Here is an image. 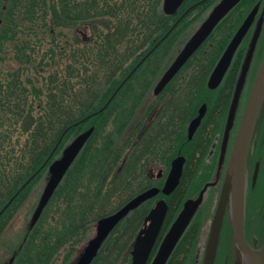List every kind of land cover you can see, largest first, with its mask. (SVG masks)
<instances>
[{
    "label": "trees",
    "instance_id": "trees-1",
    "mask_svg": "<svg viewBox=\"0 0 264 264\" xmlns=\"http://www.w3.org/2000/svg\"><path fill=\"white\" fill-rule=\"evenodd\" d=\"M146 1L150 0H128L125 8L110 4V0L89 1L85 11L78 14L77 0H0V209L13 198L2 211L0 224L12 210L31 200L33 186L49 176L47 167L64 146L80 131L94 127L39 221L23 234L12 264H69L91 238L99 218L116 211L151 185L146 176L143 178L146 169L142 162L154 153V131L141 136L140 126H132L136 122L137 101L133 99L132 103L129 98L133 92L137 97L129 83L144 64L103 111L94 112L142 59L137 52H146L157 40L133 44L129 54L108 53L103 45L90 54L89 45L75 34V28L82 26L78 19L91 22L95 39L105 41L106 34L117 35L118 40L137 32L131 28L133 19L146 22L148 18H158L159 30L146 23V33L154 35L160 31L161 36L171 25L172 17L161 8L145 7ZM255 1L243 0L230 12L196 53L197 57L182 70L199 92L192 93L195 103V97L200 101L209 96L205 86L209 70ZM193 11L180 21L175 35L188 23ZM257 126L251 146L253 160L248 167L246 230L251 238L258 235L263 241L264 204L254 206L260 178L255 182L252 176L255 161L259 157L264 160V106ZM208 172L214 174L215 170L201 168L188 177L184 174L178 188L168 196L170 208L162 234L184 200L196 196L208 181ZM152 204V200L143 203L114 228L93 264L131 263L132 243ZM196 218L168 264H197L201 224ZM241 256L228 206L215 264H244Z\"/></svg>",
    "mask_w": 264,
    "mask_h": 264
},
{
    "label": "flooded vegetation",
    "instance_id": "flooded-vegetation-1",
    "mask_svg": "<svg viewBox=\"0 0 264 264\" xmlns=\"http://www.w3.org/2000/svg\"><path fill=\"white\" fill-rule=\"evenodd\" d=\"M89 1L91 3H95L96 0H77L75 6L77 7L78 14H82V12L85 11L83 8L86 7ZM221 1L222 0H184L179 6L178 10L172 14H167L164 11V0H150L144 2L143 5L145 7L161 8L165 15L172 17V19L169 20L171 22V25L161 36H159L160 31L154 33V35H149V32L146 33V30H149V27L146 26V23L148 25L149 23H151L153 30H159L158 18H148L146 19V22H144L143 20L140 22L137 19H133V21L139 22L138 24L134 22L132 23L133 26H131V28H133L132 30H136L137 32H133V34H125L123 38L121 36L118 40L115 39V36L117 37V35H113L111 33L106 34L105 41L95 39L91 22L86 19H78L79 23L82 24V26H78L75 28V34L83 44L89 45L88 50L90 54H95L102 45L103 48L109 49L106 50L108 53L112 52L129 54V50L132 48L133 44H140L141 41L149 39L157 40L146 52H144L143 49H140L137 52L138 55H142V59L138 62L141 63H137L134 67L131 68V70L124 76L122 82L113 92V94L116 91L118 92L121 87L127 84L129 80L134 77L137 70L139 69V66L144 64L142 70L140 71V73H138L139 75H136V77L129 83L133 85V88L135 89L137 95V97L135 98L134 92L129 93V98L131 99L130 101H132V103L135 102L133 99H136L137 101V113L135 118L136 122H133L132 126L135 128L136 126H140L139 131L141 136L144 135L145 132L152 130L154 131L155 135V148L153 150L154 153L152 154V156L147 157L142 162V166L146 169V174L143 175V178H145L146 176L148 180L151 181V185L144 188L141 192L151 187H159L160 189H162L171 170L173 160L178 156L185 157L182 178L185 173L189 172V169L196 170L201 168L205 169L208 167H213L216 175L215 180H217V184L221 183L222 185L241 117L247 99L249 97L250 90L254 83L256 73L264 56V0H256L253 3L250 12H248V14L245 16V18L231 37L230 41L235 36L236 32L246 20L251 11L257 7V13L253 18L251 25L242 42L238 46L221 82L214 88L209 86L210 77L219 60L221 59L223 53L228 47L230 41L221 52L212 68L209 70L205 82V86L210 91L207 98L201 99L199 101L200 98L195 97V99L197 100L195 103L192 93H195L197 95L199 92L197 88L193 86L192 81L188 80V75L186 76V72L182 70L187 65L189 60L192 59L200 50V48L207 42L208 38L216 30L219 24L226 18V16L230 12L238 7L243 0L238 1V3H236L235 6L220 20V23L218 22L219 24L214 27V29L207 36L204 42L194 51L187 62L163 87V89H161L159 92L156 91V88L163 78L164 74L174 63L188 41L200 29L213 9ZM110 4L122 6L125 8L128 6V0H110ZM199 6H202V8L198 9ZM182 9H184L183 12H181ZM191 10L195 11H193V13L188 16V23L184 25L182 29L178 28L180 32L178 31L179 33L175 35L176 28L179 25L180 21L184 19ZM172 33L174 34L171 36ZM178 42L181 43L177 47ZM168 56L170 57L169 62H167L165 59V65L164 57ZM193 65L196 67L195 64ZM203 65L208 66L207 64H205V62H203ZM95 68L96 66L94 65V69ZM204 69L206 68L204 67ZM197 86H199V83H197ZM113 94H111L110 98L105 102V104H103V106H101L100 109L96 110V112L94 113L103 111L112 101L111 97ZM205 95H207V93H205ZM108 101L110 102L108 103ZM203 104H206V112L192 137H190V124L192 120L199 115L200 108ZM81 132L82 131H80L77 135H79ZM69 143L70 141L68 142V144ZM65 148L66 145L63 149ZM209 159L210 164L208 162ZM259 159H261V168L255 182L259 180L262 173L263 157H259L254 163L253 174L256 162ZM252 160L253 158L250 151L248 167H250V165L252 164ZM44 165L46 166V164ZM25 185L26 183L23 184L21 188ZM21 188H19V190ZM170 195H165L161 191L156 196L148 199V201H153L151 208L159 199L164 198L166 199V201H168V196ZM12 199L13 198H10L3 204L2 208L0 209V215L2 211H4L6 207H8ZM39 202L36 205V209L39 205ZM36 209L33 212L31 219L27 220V224L24 228L23 234L29 231L42 216L43 210L39 218L35 222L33 221V216L36 212ZM16 211L17 210H12L11 213H9V217L7 219H4V224H0V231H4L6 226L14 217ZM246 236L247 240L252 246H255V240H258V247H260L264 243V240L262 241L263 238L258 235L251 238L247 230ZM20 241L18 242V244L20 243ZM87 242L84 243L83 248L79 252H77L76 256L69 264H75ZM18 244L16 243L10 245V257L5 262V264L13 263L15 256L18 253V251L16 250V246ZM152 257L150 258V261L152 260ZM95 258L90 264H93ZM240 259H242L244 264H248L247 258L243 253ZM240 264L242 263L240 262Z\"/></svg>",
    "mask_w": 264,
    "mask_h": 264
},
{
    "label": "water",
    "instance_id": "water-1",
    "mask_svg": "<svg viewBox=\"0 0 264 264\" xmlns=\"http://www.w3.org/2000/svg\"><path fill=\"white\" fill-rule=\"evenodd\" d=\"M183 1L184 0H164V11L167 14L175 13ZM238 1L240 0H222L213 9L207 20L188 41L174 63L164 74L156 88L157 92L163 89V87L172 79V77L187 62L194 51L204 42L218 22L235 6L236 3H238ZM257 9L258 8L256 7L251 11L246 20L236 32L235 36L230 41L228 47L226 48L210 77V87L214 88L221 82L238 46L242 42L253 18L257 13ZM116 93L117 91L114 93L111 99H113ZM110 101H108V103ZM263 105L264 56L256 73L255 80L250 90V94L247 99L235 137L231 156L222 183L219 200L211 222L202 264H215L224 216L229 205L239 251L246 256L248 264H264V243L262 246L258 247V240H255V246H252L246 237L248 160L255 129ZM205 112L206 104H203L200 108L199 115L195 117L190 124V137H192L196 128L199 126ZM93 130L94 127H91L81 132L64 149L61 157L55 159L50 164V177L33 216L34 222L39 218L43 208L50 201L55 190L65 177L67 171L90 138ZM184 163V156H178L173 160L171 170L162 189L159 187H151L131 198L115 212L102 216L100 219H98L95 235L89 239L75 264H90L97 256L103 242L107 239L114 228L128 214L138 208L145 201L156 196L161 191L165 195L172 194L181 182ZM260 164L261 159H259L255 165L253 174L254 181L257 180L259 175ZM216 183L217 180L206 182L197 196L190 197L184 201L181 211L165 233L154 257L149 263L169 211V204L166 199H159L147 214L144 226L141 228L134 240L131 264H167L177 244L202 205L208 188L212 185H215Z\"/></svg>",
    "mask_w": 264,
    "mask_h": 264
},
{
    "label": "rangeland",
    "instance_id": "rangeland-1",
    "mask_svg": "<svg viewBox=\"0 0 264 264\" xmlns=\"http://www.w3.org/2000/svg\"><path fill=\"white\" fill-rule=\"evenodd\" d=\"M180 43L181 42L177 43V47L179 46ZM169 58H170L169 56L164 57L165 65H166V61L169 62ZM208 162L210 164V159ZM210 168H213V167H208L206 169L210 170ZM192 171L193 170L189 169V172H187V177L190 174H192ZM207 174H208L207 175L208 181L215 180L216 178L215 173L211 174V172L210 173L208 172ZM48 179H49V176L47 179L42 177L40 181L36 182L35 186H33L34 193L31 195L32 197L31 200L25 201L24 203L21 204V206L16 211L10 223L6 226V228L2 232L0 236V264H5V262L9 259L10 248H11L10 245H13L16 243L18 244V242L21 240L23 236L24 228L27 224V220L31 219L33 212L36 209V205L39 202L41 195L44 191V188H45V185ZM220 190H221V183L210 186L206 192L205 200L200 206L196 214V217H197L196 221L200 222L201 224V232L199 236V242L197 245L198 255L195 256V259H198L196 260L197 264H202V260L204 257L205 248L207 244V239H208V235L210 231V226H211V222L213 219V214L215 212V208L217 207V203L219 200ZM262 204H264V167H263L261 177H260V184L258 186L257 192L255 193V199H254V206L258 205L259 207H261ZM176 215L174 216V218L176 217ZM171 223L172 222H170V224ZM95 232H96V229L94 227L91 235L93 236ZM219 264H223L222 261H220Z\"/></svg>",
    "mask_w": 264,
    "mask_h": 264
},
{
    "label": "bare ground",
    "instance_id": "bare-ground-1",
    "mask_svg": "<svg viewBox=\"0 0 264 264\" xmlns=\"http://www.w3.org/2000/svg\"><path fill=\"white\" fill-rule=\"evenodd\" d=\"M219 23H220V21H219ZM219 23H218V24H219ZM138 64H139V63H138ZM113 95H114V94H113ZM113 95H112V96H113ZM263 165H264V160H263V164H262V166H263ZM260 168H261V164H260Z\"/></svg>",
    "mask_w": 264,
    "mask_h": 264
}]
</instances>
